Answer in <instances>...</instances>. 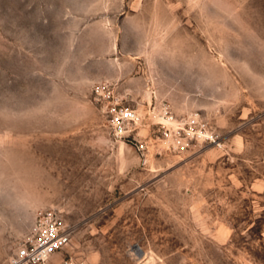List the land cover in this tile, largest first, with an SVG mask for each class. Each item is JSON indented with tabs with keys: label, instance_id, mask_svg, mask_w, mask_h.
Wrapping results in <instances>:
<instances>
[{
	"label": "rangeland",
	"instance_id": "rangeland-1",
	"mask_svg": "<svg viewBox=\"0 0 264 264\" xmlns=\"http://www.w3.org/2000/svg\"><path fill=\"white\" fill-rule=\"evenodd\" d=\"M46 214L55 260L264 264V0H0V264Z\"/></svg>",
	"mask_w": 264,
	"mask_h": 264
},
{
	"label": "built area",
	"instance_id": "built-area-1",
	"mask_svg": "<svg viewBox=\"0 0 264 264\" xmlns=\"http://www.w3.org/2000/svg\"><path fill=\"white\" fill-rule=\"evenodd\" d=\"M94 92L106 115L111 134L120 139L131 136L134 126L140 122L137 111L125 106L109 86L97 87ZM163 112L166 114L165 109ZM69 236L52 214H46L36 221L32 238L17 249L13 264H85L82 258L70 255L54 259L69 244Z\"/></svg>",
	"mask_w": 264,
	"mask_h": 264
}]
</instances>
